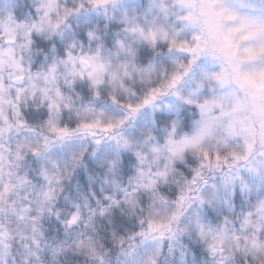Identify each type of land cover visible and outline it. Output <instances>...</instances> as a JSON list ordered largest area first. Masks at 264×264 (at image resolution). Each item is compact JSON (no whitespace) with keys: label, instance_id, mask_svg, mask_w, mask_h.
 Masks as SVG:
<instances>
[{"label":"clouds","instance_id":"9594fccd","mask_svg":"<svg viewBox=\"0 0 264 264\" xmlns=\"http://www.w3.org/2000/svg\"><path fill=\"white\" fill-rule=\"evenodd\" d=\"M189 11L0 0V264H264V123L205 103L228 89L172 45L212 39Z\"/></svg>","mask_w":264,"mask_h":264},{"label":"snow or ice","instance_id":"6c2138e0","mask_svg":"<svg viewBox=\"0 0 264 264\" xmlns=\"http://www.w3.org/2000/svg\"><path fill=\"white\" fill-rule=\"evenodd\" d=\"M106 2L107 0H94L98 5ZM179 2L189 8L199 5L198 15L189 11L187 16L179 19L189 23L202 21L204 30L212 39L195 45L187 41L177 43V40L173 39L172 45L192 53L193 63L199 53L218 59L219 70L205 71L204 80L214 81L220 87L228 89L223 96L205 103L218 106L222 115L230 116L233 123L239 121L243 126L245 120L251 116L264 123V17L241 14L234 4L229 3V0H179ZM235 4L244 6L243 0H235ZM228 22L232 24L229 26ZM195 39L200 41L202 36L198 35ZM187 71L189 68L185 67V72ZM180 75L179 72L174 73L167 86L172 87L180 79ZM203 82L201 81V86ZM150 102L149 99L144 100L145 104ZM128 107L135 112L141 105L129 104ZM204 107L205 105L202 104L201 108ZM120 123L122 124L123 121ZM106 127L111 129L116 125L108 124ZM237 159L241 157L237 155Z\"/></svg>","mask_w":264,"mask_h":264}]
</instances>
